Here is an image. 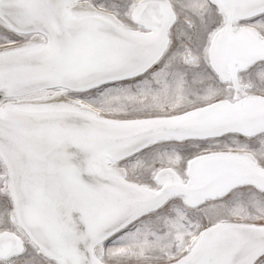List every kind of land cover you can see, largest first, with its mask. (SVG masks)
I'll return each instance as SVG.
<instances>
[{
	"label": "snow or ice",
	"instance_id": "snow-or-ice-1",
	"mask_svg": "<svg viewBox=\"0 0 264 264\" xmlns=\"http://www.w3.org/2000/svg\"><path fill=\"white\" fill-rule=\"evenodd\" d=\"M0 264H264V0H0Z\"/></svg>",
	"mask_w": 264,
	"mask_h": 264
}]
</instances>
